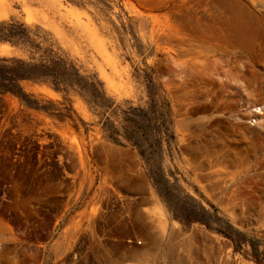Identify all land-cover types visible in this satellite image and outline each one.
Listing matches in <instances>:
<instances>
[{
    "label": "rangeland",
    "instance_id": "374dc122",
    "mask_svg": "<svg viewBox=\"0 0 264 264\" xmlns=\"http://www.w3.org/2000/svg\"><path fill=\"white\" fill-rule=\"evenodd\" d=\"M51 62L0 93V264H264V0H0V72Z\"/></svg>",
    "mask_w": 264,
    "mask_h": 264
},
{
    "label": "trees",
    "instance_id": "16d2710c",
    "mask_svg": "<svg viewBox=\"0 0 264 264\" xmlns=\"http://www.w3.org/2000/svg\"><path fill=\"white\" fill-rule=\"evenodd\" d=\"M21 68L9 67V71L0 72V93L12 92L19 94L22 89L20 87L17 88L16 83L23 79L50 80L56 86L68 81L72 84L77 83L75 79L71 78L72 75H68L61 70L57 62L32 64Z\"/></svg>",
    "mask_w": 264,
    "mask_h": 264
},
{
    "label": "crops",
    "instance_id": "0c3cea01",
    "mask_svg": "<svg viewBox=\"0 0 264 264\" xmlns=\"http://www.w3.org/2000/svg\"><path fill=\"white\" fill-rule=\"evenodd\" d=\"M75 214H67L65 215L64 219H63V223H64V228H66L68 225L73 223Z\"/></svg>",
    "mask_w": 264,
    "mask_h": 264
},
{
    "label": "bare ground",
    "instance_id": "6f19581e",
    "mask_svg": "<svg viewBox=\"0 0 264 264\" xmlns=\"http://www.w3.org/2000/svg\"><path fill=\"white\" fill-rule=\"evenodd\" d=\"M247 33H248V32H247ZM208 74H209V73H208ZM219 74H220V72H217V75H219ZM210 76H211V75H210ZM224 87H225V86H224ZM255 106H256V105H254V108L257 109V108H256L257 106H256V107H255ZM258 108H260V107H258ZM263 110H264V109H263ZM255 111H256V110H255ZM252 112H253V110H252ZM254 113H255V112H254ZM251 114H252V113H251ZM252 115H253V114H252ZM250 120H251V119H250Z\"/></svg>",
    "mask_w": 264,
    "mask_h": 264
}]
</instances>
